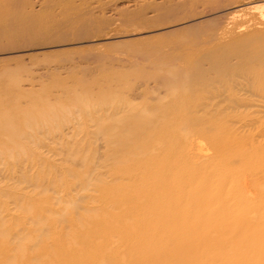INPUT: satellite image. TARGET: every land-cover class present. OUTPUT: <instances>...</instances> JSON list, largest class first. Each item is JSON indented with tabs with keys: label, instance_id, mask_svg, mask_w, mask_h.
Segmentation results:
<instances>
[{
	"label": "rangeland",
	"instance_id": "obj_1",
	"mask_svg": "<svg viewBox=\"0 0 264 264\" xmlns=\"http://www.w3.org/2000/svg\"><path fill=\"white\" fill-rule=\"evenodd\" d=\"M261 2L264 3V0ZM222 7L217 11L199 7L201 10L196 9L195 13L186 12L175 17L166 16L163 12L153 15L148 13L146 17L149 23H116L113 25L116 28L112 27L106 39L99 37L92 39L94 42L72 40L52 50L40 48L31 56L26 54L28 57L17 53L0 57V226L3 225L6 230L0 234V264L60 263L58 254H63L64 247L67 248L63 236L67 230L65 217L74 221L78 218L77 215H71L74 211L71 206L55 204L54 198L64 196L65 200L78 199L79 194H90L79 192L78 189L72 190L83 184L82 176L90 169L93 170L91 185L99 187L104 183L110 184L114 179L129 186L134 182L133 179L127 181L129 176L138 179L142 176L155 177L161 173L164 176L170 173L184 176L189 173H224L227 183H230L227 189H230L231 196L244 201L242 209L250 218L254 221L263 219L260 223H264V215H261L264 214V133L260 134L264 130V87L256 94L237 88L222 91L216 85L201 94L192 91L194 87L206 85L210 79L221 76L220 62L212 65L213 68L204 65L206 70L211 69L210 79H199L189 89L180 90L183 80L180 77L176 78L180 83L171 80V85L176 87L173 88L166 76L168 72L180 74L182 71L193 70L197 65L196 55L218 50L223 54L229 52L242 55L241 60L231 63L237 68L225 79L227 84H231V80L243 82L239 78L240 74L251 75L256 80L264 77V42L261 40L244 43L229 40L219 47L212 43L203 45L195 36L198 30L207 33L213 27L215 29L227 22L237 24L234 36L236 33L247 34L255 27L261 28L259 23H263V19L260 13L264 12V4L260 5V9L243 8L235 15L230 6ZM217 12L224 13L221 16L224 18L214 19L213 23L212 17ZM60 15L58 19L65 17V14ZM44 17L46 14L41 13L37 20L42 21ZM210 23L213 25L210 26ZM162 77L166 83L161 81ZM167 85L170 89L166 88ZM181 92L186 95H181ZM82 97L90 103L87 105ZM108 98L113 99V108ZM226 98H236L240 102L230 104L224 101ZM78 102L84 106L78 105ZM101 102L104 104L96 110V105H101ZM130 104L135 108L149 106L160 109L156 112L154 125L140 127L139 138L133 135L126 137L122 133L126 128L122 120L134 114L129 112L132 110ZM112 111L116 112L115 115ZM97 115L115 116L107 121V126L108 129L116 127L118 132L113 136H95L98 126L94 120L98 118ZM33 124L39 127L34 129ZM26 125L31 126L27 128ZM127 139L129 141L124 145L109 144ZM137 143L143 144L142 153L133 151ZM156 146L164 147L167 152L153 150ZM152 153L156 155V163L160 166L166 161H177L183 166L181 173L177 170L166 172L163 167L156 173L152 169L136 172L148 162ZM75 154L78 159L72 158ZM110 155H113V160L108 159ZM240 159L251 160L254 168H244L239 164ZM259 159H263V164L258 163ZM48 179L57 182L59 194L43 192L35 187L34 184L40 185L44 181L47 184ZM242 184L247 186L243 187ZM70 189L72 192H67ZM101 191L92 193V196H99V200L102 198L100 202L105 205L118 194L105 192L109 195L102 197ZM123 191L129 193L130 189ZM80 204L101 207V203L95 200H81ZM44 205L56 211L64 209L67 214L58 218L59 224L51 223L50 230L42 233L31 217L39 212L37 208ZM228 205L231 206L230 203ZM107 209L112 211L111 208ZM27 210H31L30 215L26 213ZM103 210L91 212L87 216H101ZM46 215L56 218L51 214ZM224 238L230 239L231 234ZM252 240L250 235L244 238L251 245L254 244ZM254 240L258 241L256 237ZM177 261L264 264V246L244 251H225L216 255L181 256Z\"/></svg>",
	"mask_w": 264,
	"mask_h": 264
},
{
	"label": "bare ground",
	"instance_id": "obj_2",
	"mask_svg": "<svg viewBox=\"0 0 264 264\" xmlns=\"http://www.w3.org/2000/svg\"><path fill=\"white\" fill-rule=\"evenodd\" d=\"M261 1L262 0H237V2L236 0H0V57L13 53H17V55L30 54L31 56L35 51H40V48L42 50H52L54 47H58L72 40H90V42H94L92 39L99 37H105L106 39L108 38L107 33L111 31L113 25L116 23H124L125 21L140 22V25L149 23L146 17L148 13L153 15V13L156 12H163L166 16L175 17L176 15L186 12L189 14L195 13L196 9H200L199 7L217 11L221 10V8H223L222 6L228 5L231 7L230 10L234 11L235 15L243 8L249 9L251 7H257L260 9V5L264 4ZM59 12L61 15L65 14V17L58 19ZM41 13L46 14V17H44L42 21L37 20ZM223 14L222 12H217L212 17L213 23L214 19L222 20L224 18V16L221 17ZM260 18L263 19V23H259V27L261 26V28H251L252 31L248 30L250 31L249 33L245 31L247 34L236 33L234 36V30L237 29V24L227 22L226 25L219 26L215 29L213 27V30L207 33L201 32V30L199 32V30L197 31L196 29L197 27H195L197 31L195 36L197 39L199 38L198 41H202L203 45H210V43H212L214 46L219 47L224 46L229 40H233L237 43H244L258 39L264 42V12L260 13ZM232 19L234 21L233 17ZM212 25L213 24L210 26ZM114 27L116 28V25ZM244 28L247 27L244 26ZM209 29L211 28L209 27ZM68 30L70 31L67 33ZM194 52L196 53V50H194ZM259 52L260 51H258V53ZM241 58L242 55L240 53L232 54L225 52L223 54L215 50L208 54L196 55L195 63H197V65L193 70L182 71L180 74L168 72L166 76L169 77L170 85L171 80L176 83L178 81L176 78H183L180 90H183V88L184 90L187 88L189 89L194 87L199 79L205 77L210 79L211 69L206 70L204 65L213 68L212 65L214 66L216 62H220L222 64L220 68V72H222L221 76L216 79H210L209 83L206 85L194 87L192 91L196 94L203 91L205 92V90L215 85L221 87L222 91H231L232 88H237L240 91L249 92L251 94L262 91L261 87H264V77L258 79V81L251 75L240 74L239 78H241L243 82L232 80L231 84L225 82V79L229 77L228 75L235 72L237 68L231 63L233 61L238 62ZM254 61L256 60L254 59ZM262 61H264V59ZM164 79L161 81H164ZM168 85L166 88L169 87ZM171 86L176 88L174 84ZM168 89H170V87ZM171 91L173 92V89ZM183 92H181V95H186ZM187 92L188 90L185 91V93ZM83 97L86 98V96ZM108 97L110 98V96ZM113 97H115V95ZM83 100L85 101L86 99L83 98ZM104 100L106 99L104 98ZM262 100L264 101V98ZM110 101L111 103L114 102L113 99L108 100V102ZM117 101L115 103L118 104ZM175 101L177 100L175 99ZM224 101L230 104H237L240 102V100L236 98H226ZM89 103L90 101L87 102V105ZM174 103L176 104V102ZM79 104H82V102H78V105ZM98 104H100V102ZM102 104L104 103L101 102V105H96V110L97 108L99 109ZM113 104L114 103L111 104L112 108L114 107ZM117 104L115 106H117ZM82 105L84 106V104ZM130 107L132 108L131 111H129ZM130 107L128 111L134 114H130L129 117L122 120L124 124L126 123V128L122 133L126 135V137L133 135L139 138L141 135L138 133L140 127L142 125H154L156 112L160 109L157 107L149 108V106L135 108L131 104ZM83 108L85 109L86 107ZM116 108L117 107H115V109ZM112 112L115 115L116 112ZM113 117L115 116H112V118ZM112 118L110 116L105 117V115H99L98 118L96 117L94 122L98 126V130L95 136H113L115 132H118L116 127L108 129L107 121ZM26 124L29 123L27 122ZM26 126L28 128L31 125ZM33 127L36 129V127L38 128L39 126L34 125ZM263 131L260 134H263ZM128 139L125 141L117 140L109 144L123 143L124 145V143L127 144L129 141ZM153 150L162 153L166 151L164 147L160 146L154 147ZM133 151L142 153L144 151L143 144L139 145L137 143ZM153 153L150 155L148 162L146 161L147 163L140 166L136 172L142 173L143 170L152 169L156 173L158 170H161L162 167L166 172H174L175 170L180 171L183 169V166H180L177 161H170L169 163L166 161L162 166H160V164L157 165L156 155ZM77 157V154L72 156L74 159ZM107 157L108 159L111 158V160L114 159L113 155ZM262 160L263 159H259L258 163L263 164ZM84 161L82 162L85 163ZM167 164L168 166L166 167ZM239 164L246 169L254 168L251 160L244 159L241 160ZM179 173H181V171ZM130 174L131 173H129V175ZM161 174L151 178L149 176H142L138 179L129 176L127 181L134 180L129 186L118 183V181H116L117 179H114L110 184L104 183L99 187L91 185L93 170L90 169L88 173L82 176L84 178L83 184L72 189H78L79 192L82 191L83 193L91 192L90 194L83 196L79 194L78 199L72 198L65 200L64 196L54 198L55 204L59 203L71 206L74 209L71 215H77L78 218L74 221L65 217L67 230H65L63 236L65 243H67V248L64 247L63 254H58L59 264H199V262L192 261H187V263L179 262L177 258L187 255L208 253L216 255L225 251H244L251 247L264 246V223H260L263 219L254 221L244 212L242 209L244 201L240 198L234 199L231 196L230 189H227L230 183H227V176L224 173H213L209 175H193L189 173L185 174V176L182 174L179 175L178 173V175L170 173L168 176ZM118 175L121 174L119 173ZM47 182V184H44V181L40 185H34L42 189L43 192L52 191L53 194H59V188L56 187L57 182L49 179ZM244 186L247 185L245 184L243 187ZM241 188L242 186L240 189ZM100 189H102V191ZM124 189H130V192H124ZM72 190L70 189L67 192L70 193ZM99 191H101L102 197L108 196L110 193L114 192L118 194L113 201L105 205L104 202H100L102 198L99 200V196H92V193L97 194ZM105 192L109 194L106 195ZM86 199L101 203V207H92L87 204L84 206L81 205L80 201ZM232 200H235V204ZM228 203H230L231 206H229ZM107 207L111 208L112 211H108ZM37 209L39 212L34 214L31 218H34L33 223L39 227V231L42 233L50 230L51 223L59 224L57 221L58 218L63 214H67L64 209L56 211L47 208L46 205ZM102 209H104V214L101 216H87L88 214H92L91 212L101 211ZM31 210H27L26 213L30 215L29 211ZM46 214H51V216L54 215L56 218L48 217ZM5 231L4 226H0V234ZM229 233L231 234V238H228V240L224 238V236ZM246 235H250L253 238V245L244 241ZM254 237H256L258 241H255Z\"/></svg>",
	"mask_w": 264,
	"mask_h": 264
}]
</instances>
